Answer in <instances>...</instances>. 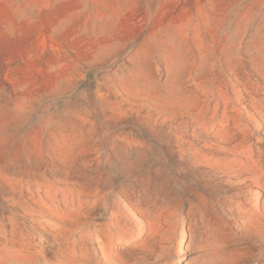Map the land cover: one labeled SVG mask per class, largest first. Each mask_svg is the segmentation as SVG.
I'll list each match as a JSON object with an SVG mask.
<instances>
[{
    "label": "rangeland",
    "instance_id": "obj_1",
    "mask_svg": "<svg viewBox=\"0 0 264 264\" xmlns=\"http://www.w3.org/2000/svg\"><path fill=\"white\" fill-rule=\"evenodd\" d=\"M0 264H264V0H0Z\"/></svg>",
    "mask_w": 264,
    "mask_h": 264
}]
</instances>
